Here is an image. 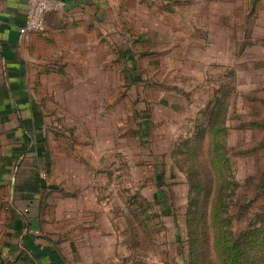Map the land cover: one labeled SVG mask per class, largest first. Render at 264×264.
I'll return each mask as SVG.
<instances>
[{"label": "rangeland", "instance_id": "rangeland-1", "mask_svg": "<svg viewBox=\"0 0 264 264\" xmlns=\"http://www.w3.org/2000/svg\"><path fill=\"white\" fill-rule=\"evenodd\" d=\"M112 7L86 65L38 67L10 174L15 120L0 125V234L14 209L107 228L125 264H264V0ZM26 180L47 189L29 207L11 189Z\"/></svg>", "mask_w": 264, "mask_h": 264}, {"label": "crops", "instance_id": "crops-1", "mask_svg": "<svg viewBox=\"0 0 264 264\" xmlns=\"http://www.w3.org/2000/svg\"><path fill=\"white\" fill-rule=\"evenodd\" d=\"M26 1L0 0V125L15 120L14 126H9L12 131L6 133L7 138L14 139L13 146L10 144L12 147L4 151L6 160L11 162L1 163L9 174L13 153L19 147L17 132H24L20 115L25 114L26 118L30 115L27 119L30 122L31 117L35 119V115L41 114L31 94L33 83L42 78L38 67L86 65L83 42L87 46L91 41L88 36L97 32L99 21L108 23L107 17L116 0H62L64 8L45 17L42 33L20 35ZM26 145L24 141L21 147ZM28 177H32V173ZM11 189L28 207L37 195L47 190L28 180ZM11 212L6 230L0 234V264H125L127 253L123 238L107 228L98 232L96 224L83 221L76 224L75 229L69 227L59 234L54 228L55 219L49 225L50 220L39 214L14 209ZM103 226H108L106 221ZM67 232L71 233L65 234Z\"/></svg>", "mask_w": 264, "mask_h": 264}, {"label": "built area", "instance_id": "built-area-1", "mask_svg": "<svg viewBox=\"0 0 264 264\" xmlns=\"http://www.w3.org/2000/svg\"><path fill=\"white\" fill-rule=\"evenodd\" d=\"M64 6L62 0H27L25 19L19 28V34L39 35L44 29L45 17L50 13L61 11Z\"/></svg>", "mask_w": 264, "mask_h": 264}, {"label": "trees", "instance_id": "trees-1", "mask_svg": "<svg viewBox=\"0 0 264 264\" xmlns=\"http://www.w3.org/2000/svg\"><path fill=\"white\" fill-rule=\"evenodd\" d=\"M220 113L219 112H217V111H212L211 112V118L209 119V126H208V134L209 133H211L212 135H213V137L215 138V140L216 139H220L219 137L220 136H218V135H220V134H224V125H221V126H219V122H220V120H221V118H220ZM215 116H217L218 117V119H216V117ZM39 119V118H38ZM38 119L37 120H35L34 121V125H35V127H36V124L35 123H38ZM34 130H35V128H31V130H30V134H31V136L32 135H34ZM24 131H25V129H24ZM220 133V134H219ZM25 135H27V136H29L28 135V132H26L25 133ZM30 139H29V141H27V145L26 146H24V152L27 150V147H28V145L30 144ZM221 145H223V144H221ZM23 153V152H22ZM264 178V177H263ZM264 183V182H263ZM193 204V203H192ZM191 206L192 205H190V203H189V212L191 211ZM193 206H194V204H193ZM188 222H189V220H188ZM188 226H189V228L191 227V223L189 222L188 223ZM190 230H192V229H190ZM228 260H231L230 262H232V261H234L235 260V255H231L229 258H228Z\"/></svg>", "mask_w": 264, "mask_h": 264}]
</instances>
